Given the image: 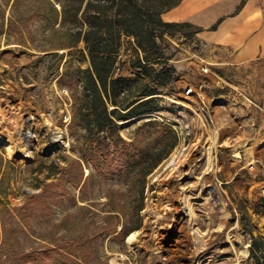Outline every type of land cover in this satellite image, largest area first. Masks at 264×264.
I'll list each match as a JSON object with an SVG mask.
<instances>
[{
	"label": "rangeland",
	"instance_id": "rangeland-1",
	"mask_svg": "<svg viewBox=\"0 0 264 264\" xmlns=\"http://www.w3.org/2000/svg\"><path fill=\"white\" fill-rule=\"evenodd\" d=\"M76 4L0 0V264H254L264 140L234 117L247 106L234 105L232 86L248 73L214 61L197 27L172 29L151 65L175 78L154 85L152 112L90 136L75 78L90 66L87 24ZM139 55L123 36L116 72L142 71Z\"/></svg>",
	"mask_w": 264,
	"mask_h": 264
},
{
	"label": "trees",
	"instance_id": "trees-1",
	"mask_svg": "<svg viewBox=\"0 0 264 264\" xmlns=\"http://www.w3.org/2000/svg\"><path fill=\"white\" fill-rule=\"evenodd\" d=\"M181 1L76 0L75 16L81 13L87 24L83 40L89 52L90 66L77 67L75 78L82 82L79 109L84 111L82 123L90 136L106 132L123 116L151 113L156 94L154 85L175 78L173 67L156 69L151 64L166 54L161 43L165 34H170L172 29L197 27L190 22L163 20L162 14ZM216 27L217 24L212 28ZM201 30L197 27V32ZM123 36L132 37L143 53L133 60L134 67L142 70L135 76L116 72L117 48ZM144 73L149 79L143 77ZM163 158L160 155L156 161L159 163ZM250 256L254 264H264L262 236L252 235Z\"/></svg>",
	"mask_w": 264,
	"mask_h": 264
},
{
	"label": "crops",
	"instance_id": "crops-1",
	"mask_svg": "<svg viewBox=\"0 0 264 264\" xmlns=\"http://www.w3.org/2000/svg\"><path fill=\"white\" fill-rule=\"evenodd\" d=\"M162 18L200 27L198 38L213 53L214 61L231 65L238 73H248L244 83L232 84L234 105L247 106V113L237 109L234 117L244 118L247 138L264 140V0H182L165 11ZM205 95L208 100L215 99L210 93ZM205 105L212 120L214 113L208 101Z\"/></svg>",
	"mask_w": 264,
	"mask_h": 264
},
{
	"label": "bare ground",
	"instance_id": "bare-ground-1",
	"mask_svg": "<svg viewBox=\"0 0 264 264\" xmlns=\"http://www.w3.org/2000/svg\"><path fill=\"white\" fill-rule=\"evenodd\" d=\"M30 135V132L29 131H24L23 132V137L26 139V137H28ZM178 154H173L170 158H169V160H168V167L169 166H174V167H176V160H177V158H178ZM135 234L133 233L131 236H130V238L131 237H133Z\"/></svg>",
	"mask_w": 264,
	"mask_h": 264
},
{
	"label": "built area",
	"instance_id": "built-area-1",
	"mask_svg": "<svg viewBox=\"0 0 264 264\" xmlns=\"http://www.w3.org/2000/svg\"><path fill=\"white\" fill-rule=\"evenodd\" d=\"M205 70H206V69H205ZM192 90H193V88H192V87H190L189 89H187V91H186V92H187V94H190V93H192V92H193Z\"/></svg>",
	"mask_w": 264,
	"mask_h": 264
},
{
	"label": "water",
	"instance_id": "water-1",
	"mask_svg": "<svg viewBox=\"0 0 264 264\" xmlns=\"http://www.w3.org/2000/svg\"><path fill=\"white\" fill-rule=\"evenodd\" d=\"M261 202H262V204L264 206V195L261 196Z\"/></svg>",
	"mask_w": 264,
	"mask_h": 264
}]
</instances>
